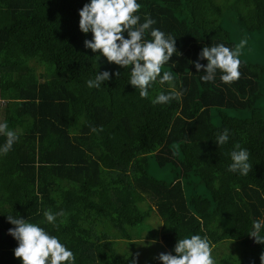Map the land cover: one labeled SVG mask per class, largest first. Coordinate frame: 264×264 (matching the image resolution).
Masks as SVG:
<instances>
[{
    "label": "trees",
    "instance_id": "trees-1",
    "mask_svg": "<svg viewBox=\"0 0 264 264\" xmlns=\"http://www.w3.org/2000/svg\"><path fill=\"white\" fill-rule=\"evenodd\" d=\"M87 2L0 0V122L19 137L0 155V264H21L7 215L57 236L74 264H137L116 244L156 239L154 211L164 253L198 234L215 264H261L264 243L249 232L264 221V52L249 40L264 34V0H137L139 22L148 16L151 28L176 38L161 74L173 75L180 97L163 105L151 98L167 83L142 99L127 69L84 47L91 33L80 31L78 10ZM216 44L238 53L240 75L230 84L219 71L203 82V67L195 68L207 64L202 48ZM105 70L109 80L86 86ZM235 144L249 153L247 175L227 170ZM151 159L170 181L151 173ZM45 210L66 215L53 227L42 222Z\"/></svg>",
    "mask_w": 264,
    "mask_h": 264
},
{
    "label": "clouds",
    "instance_id": "clouds-1",
    "mask_svg": "<svg viewBox=\"0 0 264 264\" xmlns=\"http://www.w3.org/2000/svg\"><path fill=\"white\" fill-rule=\"evenodd\" d=\"M139 8L137 0H88L78 10L80 31L84 34L91 33V38L84 40V47L93 53L98 52V56L105 57L107 62L127 69L128 83L135 87L142 99L149 96V89L154 83L161 86L167 83V91H157L151 98L153 105L167 104L180 97L174 89L173 75L168 71L161 74L162 65L170 60L176 50V38L151 28L155 21L148 16H145L142 23L139 22ZM146 31L151 39L144 38ZM198 56L207 60V64L203 66L195 62L197 71L202 67L204 69L205 74L200 77L203 82H212L217 71L220 73L221 83L224 84L232 83L240 75V61L235 48L230 49L223 44L205 46ZM119 74L113 73L118 76ZM109 79L108 71H99L94 79L86 81V86L98 89ZM0 136L4 137L3 144H0V155H4L12 149L19 137L15 130L9 128L7 122H0ZM214 139L219 146L227 143L228 129L225 128ZM229 155L231 163L227 170L241 176L247 175L250 167L247 149L235 144ZM65 215L63 210L55 213L45 210L42 222L56 227L57 218ZM7 220L14 225L8 229V233L17 241L13 254L20 258L21 264H74L72 251L57 236L49 234L36 223L28 222L23 216L7 215ZM262 228L264 221L252 222L249 235L258 243H264V236L260 235ZM173 251L175 255L161 253L158 259L163 264H215L207 238L198 234L178 239ZM260 260L264 264V253Z\"/></svg>",
    "mask_w": 264,
    "mask_h": 264
},
{
    "label": "rangeland",
    "instance_id": "rangeland-1",
    "mask_svg": "<svg viewBox=\"0 0 264 264\" xmlns=\"http://www.w3.org/2000/svg\"><path fill=\"white\" fill-rule=\"evenodd\" d=\"M251 44L257 48H260L264 52V34H254V36L249 40ZM238 46L241 48L242 43L241 41H238ZM42 72V70L38 71ZM150 171L153 173L156 177H158L161 180L170 181L171 176L167 171H164L162 169H159L154 162L153 159L150 160ZM151 223V225L154 228V231H156L158 237L156 239H149L146 236L140 239H133V246L130 244H126V241L120 240L116 244L117 250L120 253H125L126 249L130 252H134L137 256V264H147L148 262L145 261V259L150 258H156L159 257L161 253H164L165 250H167V246L164 244L161 238V231L163 228V220L159 217V215L154 211L148 221ZM223 247L225 245L224 242H220L218 246ZM215 247V246H214ZM217 250V249H216ZM225 254H233L232 251H225V249H222ZM129 253V252H127ZM167 253V252H166ZM143 259V260H142ZM142 260V261H141ZM163 264V262H162Z\"/></svg>",
    "mask_w": 264,
    "mask_h": 264
},
{
    "label": "crops",
    "instance_id": "crops-1",
    "mask_svg": "<svg viewBox=\"0 0 264 264\" xmlns=\"http://www.w3.org/2000/svg\"><path fill=\"white\" fill-rule=\"evenodd\" d=\"M2 104V103H1Z\"/></svg>",
    "mask_w": 264,
    "mask_h": 264
}]
</instances>
